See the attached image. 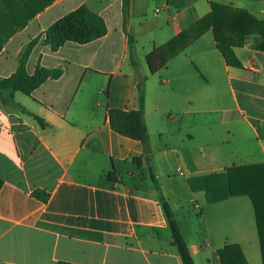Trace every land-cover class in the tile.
Instances as JSON below:
<instances>
[{"label":"crops","instance_id":"1","mask_svg":"<svg viewBox=\"0 0 264 264\" xmlns=\"http://www.w3.org/2000/svg\"><path fill=\"white\" fill-rule=\"evenodd\" d=\"M219 5L264 20V0H53L20 29L15 20L0 25L1 78L17 71L36 38L27 72H64L15 94L29 114L0 100V264H182L152 174L196 264H222L227 244L263 264L252 200L210 204L187 182L264 163L260 37L234 48L239 67L225 60L212 29L158 73L147 63ZM83 6L104 19L107 35L53 51L47 30ZM141 82L146 145L116 133L108 118L109 109H141Z\"/></svg>","mask_w":264,"mask_h":264},{"label":"trees","instance_id":"2","mask_svg":"<svg viewBox=\"0 0 264 264\" xmlns=\"http://www.w3.org/2000/svg\"><path fill=\"white\" fill-rule=\"evenodd\" d=\"M37 1V0H36ZM40 5L32 0H0V25H8L9 20H15L16 29H20L37 14L49 6L53 0H40ZM130 0H124L125 6ZM213 30L217 46L225 60L234 67H239V61L234 48L244 46L254 35L260 37L255 48L264 52V20H260L248 11L232 6H213L212 12L198 21L187 31L179 34L163 47L155 48L148 56L147 63L151 74L164 69L169 60L184 51L207 30ZM108 33L104 19L92 13L87 7H81L54 23L46 32L45 43L53 51L59 50L68 42L84 45L98 40ZM39 38L31 41L22 53L17 71L9 78L0 77V100L4 105L29 112L15 101V94L23 92L28 95L36 91L50 79L56 80L63 75L61 68L38 66L33 74L27 72V63ZM140 91L141 109L126 111L109 109L108 118L111 128L118 134L142 142L146 145L149 130L145 123L144 86L138 85ZM45 127L43 119L35 116ZM138 162V159H135ZM151 178L160 194V202L172 232L173 244L177 248L182 264H196L190 248L182 234L175 213L157 182L154 174ZM188 185L193 192H205L210 204L219 203L239 196L249 197L255 207L259 238L264 264V163L251 165H234L224 172L192 176ZM3 185L0 180V190ZM33 195L44 203L49 200V194L36 190ZM222 264H249L239 244H227L218 251ZM61 264V263H60Z\"/></svg>","mask_w":264,"mask_h":264},{"label":"rangeland","instance_id":"3","mask_svg":"<svg viewBox=\"0 0 264 264\" xmlns=\"http://www.w3.org/2000/svg\"><path fill=\"white\" fill-rule=\"evenodd\" d=\"M245 198L248 199V201H250L249 198H247V197H245Z\"/></svg>","mask_w":264,"mask_h":264}]
</instances>
